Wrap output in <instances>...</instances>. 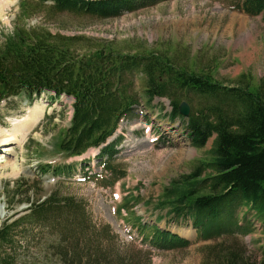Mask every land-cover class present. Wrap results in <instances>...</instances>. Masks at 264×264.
Instances as JSON below:
<instances>
[{
    "label": "trees",
    "instance_id": "trees-1",
    "mask_svg": "<svg viewBox=\"0 0 264 264\" xmlns=\"http://www.w3.org/2000/svg\"><path fill=\"white\" fill-rule=\"evenodd\" d=\"M164 1L168 0L22 1L13 31L0 44V106L16 98H72L73 117L70 127L60 132L59 151L70 159L100 149L95 160L104 173L113 174L111 163L122 137L107 143L121 121L133 120L139 107H151L156 98L171 100L170 117L176 120L180 104L199 97L201 105L187 120L188 136L197 149H204L214 137L212 148L190 174L170 182L157 201V210L173 221L178 219L177 226L192 221L203 240L251 232L248 214L240 219L241 208L255 213L264 232V84L255 86L253 79L242 75L226 85L212 74L178 67L169 55L142 44L135 52V47L128 51L114 41L66 36L43 26L23 24L43 10L53 16L107 21ZM45 3L51 4L49 9L41 7ZM239 6L249 15L264 17V0H244ZM79 166L82 169L90 162L42 168L62 179H72ZM34 193L31 188L13 192L18 204L30 207L2 223L0 264H26L30 262L26 254L34 248L41 255L39 261L50 264H125L118 246L109 242L110 237L119 238L110 224L90 222L72 197L53 192L43 201H32ZM132 200L133 196L125 198L118 214L127 210V222L144 240L156 248L190 245L146 223L131 211ZM33 231L49 237L36 247ZM260 243L264 244V233ZM129 258L133 264H142L136 256ZM240 261L231 253L223 264H258L250 259Z\"/></svg>",
    "mask_w": 264,
    "mask_h": 264
},
{
    "label": "rangeland",
    "instance_id": "rangeland-1",
    "mask_svg": "<svg viewBox=\"0 0 264 264\" xmlns=\"http://www.w3.org/2000/svg\"><path fill=\"white\" fill-rule=\"evenodd\" d=\"M21 1L0 0V44L13 31ZM26 1L32 3L35 0ZM243 1L168 0L107 21L78 19L66 14L53 16L43 10L25 19L23 24L31 28L43 26L66 36L85 35L114 41L128 51L135 47V52L142 44L169 55L178 67L212 74L218 82L226 85H232L242 75H247L254 80L255 86H259L264 84V17L263 14H247L239 6ZM49 5L45 3L41 7L49 9ZM247 38H251L252 43ZM139 86H142L141 82ZM72 103L71 98L53 101L43 96L39 101L16 98L1 105L0 141L15 142L17 139L18 143L12 145L16 150L14 155L0 164V227L14 213H21L29 207L26 203L18 204V197L13 192L31 188L35 191L32 201H43L56 192L59 196L74 198L90 222L97 226L110 224L119 238L117 241L110 237L109 242L118 246L116 250L125 264H133L130 256L138 257L142 264L149 261V264H223L231 253L237 255L238 261L250 259L264 264V244L260 243L263 229L259 224L251 234L201 241L196 231L189 227V222L190 235L184 236L189 246L156 248L147 240L142 242L143 236L139 231L131 232V226L125 222L129 215L127 210L118 214L125 198L133 196L135 200L130 207L134 206L133 210L136 209L144 220L150 224L159 222L161 228L177 226L178 219L173 221L167 213L157 210V201L171 181L193 171L198 160L210 151L214 137L206 148L195 149L188 138L186 122L170 119V99H155L147 111V118L140 116L121 123L117 135L109 141L111 144L118 136L123 138L111 163L115 172L107 178L102 174L101 163L93 160L98 157L99 150L90 151L81 159L69 160L59 151L60 132L71 125ZM188 103L193 110L201 105L199 97ZM36 107L41 115L32 132L23 140L21 136H13V124ZM89 157H93L91 170L79 166L72 180L63 177L59 180L53 172H43L42 167L46 165L84 163L90 161ZM86 171H92L96 176L80 182ZM243 213L248 214L254 228L257 224L254 213L243 208L240 218ZM170 230L177 232L175 228ZM129 232L130 235L127 234ZM30 233L37 234L33 242L36 247L49 237L34 231ZM131 237L137 238L134 245ZM19 253L23 255V249ZM26 255L30 259L26 264H50L39 261L41 255L36 248Z\"/></svg>",
    "mask_w": 264,
    "mask_h": 264
},
{
    "label": "bare ground",
    "instance_id": "bare-ground-1",
    "mask_svg": "<svg viewBox=\"0 0 264 264\" xmlns=\"http://www.w3.org/2000/svg\"><path fill=\"white\" fill-rule=\"evenodd\" d=\"M236 26V25H235ZM248 29V28H247ZM246 31V30H244ZM243 31V32H244ZM250 31V30H249ZM253 32V31H252ZM241 35V34H240ZM252 35V34H250ZM246 36V35H245ZM241 37V36H240ZM249 37V34L248 36ZM243 38V37H242ZM241 39V38H240ZM248 39V38H247ZM251 39V38H250ZM248 39V41L250 40ZM253 39V38H252ZM251 41V40H250ZM250 43V42H249ZM252 43V41H251ZM248 45V44H246ZM255 48V47H254ZM254 51V50H253ZM253 54V53H252ZM256 54V53H255ZM257 55V54H256ZM249 57V55H248ZM254 57V56H253ZM41 115V111L38 109V107L34 108L33 110H31L29 112V114L27 116H25V118H23L22 120H20L19 122L13 124V136L15 135V137L21 136L22 140L25 138L26 135H28L30 132H32V130L34 129V127L36 126V124L38 123L39 117ZM1 138V136H0ZM20 138V137H19ZM17 140V139H16ZM16 140H14L15 142H9L8 140H1L0 141V164H4V159H7L8 157H10L11 155H14L15 153V147H13L12 145H16L18 142H16ZM7 146V147H6ZM8 160V159H7ZM179 234L182 236H188L190 235V231H179Z\"/></svg>",
    "mask_w": 264,
    "mask_h": 264
},
{
    "label": "water",
    "instance_id": "water-1",
    "mask_svg": "<svg viewBox=\"0 0 264 264\" xmlns=\"http://www.w3.org/2000/svg\"><path fill=\"white\" fill-rule=\"evenodd\" d=\"M179 112L184 117H189L191 115V108L186 102H183L179 107Z\"/></svg>",
    "mask_w": 264,
    "mask_h": 264
}]
</instances>
